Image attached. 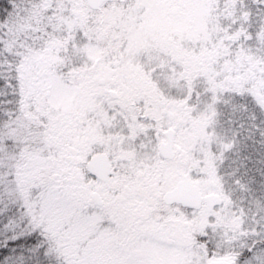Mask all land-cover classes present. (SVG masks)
<instances>
[{"label":"snow or ice","instance_id":"1","mask_svg":"<svg viewBox=\"0 0 264 264\" xmlns=\"http://www.w3.org/2000/svg\"><path fill=\"white\" fill-rule=\"evenodd\" d=\"M0 264H264V0H0Z\"/></svg>","mask_w":264,"mask_h":264}]
</instances>
